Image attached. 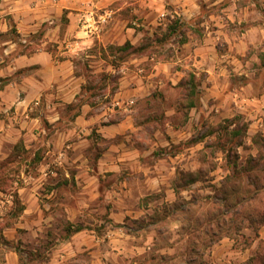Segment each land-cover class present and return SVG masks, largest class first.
<instances>
[{
	"label": "rangeland",
	"instance_id": "rangeland-1",
	"mask_svg": "<svg viewBox=\"0 0 264 264\" xmlns=\"http://www.w3.org/2000/svg\"><path fill=\"white\" fill-rule=\"evenodd\" d=\"M169 23L164 19L154 24L152 34L142 35L136 45L127 41L132 48L120 49L126 41L108 46L102 53L103 68L88 71L85 91L99 110L113 109L114 115L104 122L134 109L142 116L150 114L147 129L141 132L146 138L140 139L143 143L138 147L144 163L156 164L170 176L173 198L165 199L162 185L160 191L134 204L146 205L144 214L114 222L106 189L115 182L108 172L99 182H92L88 192L83 187L87 182L82 186L75 179L78 163L85 166L80 155L96 159L94 146L100 138L68 148V163L54 166L49 155L42 158L46 154L41 148L34 153L33 146L16 145L0 159V264H143L154 256H159L155 264H264V104L259 101L264 68L260 54H246L242 75L235 70L229 75L231 88L251 85L242 107L239 96L229 108L218 111L209 102L199 103L206 85L189 93L192 87L177 81L182 77L176 72L181 68L178 64L166 69L169 75L163 72L160 78L150 79L148 97L133 98L130 105L127 101L115 105L113 100L120 82L147 76L154 59L179 55L178 38H165ZM139 56L149 59L136 63L134 58ZM188 74L183 78L186 82ZM190 100L197 101V111L190 112ZM125 106L127 111H123ZM169 110L174 112L166 115ZM91 167V173H96L95 165ZM74 224L85 228L67 234V227ZM152 225L161 234L156 245L145 242ZM159 246L165 252L159 253Z\"/></svg>",
	"mask_w": 264,
	"mask_h": 264
},
{
	"label": "crops",
	"instance_id": "crops-1",
	"mask_svg": "<svg viewBox=\"0 0 264 264\" xmlns=\"http://www.w3.org/2000/svg\"><path fill=\"white\" fill-rule=\"evenodd\" d=\"M164 19L171 23L165 26V38H178L179 55L154 59L147 76L120 82L113 100L122 104L148 97V86L153 84L150 79L160 78L163 72L169 75L166 69L178 64L181 68L176 72L182 74L178 83L190 68L197 89L206 85L199 103L209 102L215 111L229 108L238 96L240 107L247 103L248 98L243 97L251 93V85L231 88L229 75L233 70L242 75L245 56L250 53L260 54L264 68V0H0V159L16 145L33 146L34 153L40 148L45 152L42 158L49 155L52 166L62 165L68 163V148L100 138L94 146L96 159L80 155L85 166L78 163L75 179L82 186L87 182L83 187L88 192L92 182H99L108 172L115 182L106 189L113 203L110 216L114 222L144 214L146 205L134 204L160 191L162 185L165 199L171 200L175 189L168 183L170 176L156 164L144 163L138 147L143 143L140 139L146 138L141 132L147 129L150 114L142 116L134 109L104 122L114 115L113 109L99 110L85 91L88 71L103 68L102 53L108 46L125 41L136 45ZM145 59L149 58L139 56L134 61ZM201 71L202 83L198 77ZM171 79L175 84V78ZM197 101L190 112L197 111ZM259 101L264 104V91ZM75 136L80 139L72 140ZM92 164L96 173H91ZM125 169L130 171L125 173ZM155 228L152 225L146 234V243L157 244L161 234ZM165 249L159 246L157 251ZM154 257L143 264H155L159 256Z\"/></svg>",
	"mask_w": 264,
	"mask_h": 264
},
{
	"label": "trees",
	"instance_id": "trees-1",
	"mask_svg": "<svg viewBox=\"0 0 264 264\" xmlns=\"http://www.w3.org/2000/svg\"><path fill=\"white\" fill-rule=\"evenodd\" d=\"M173 28H175V26H170V29L173 30ZM129 46L127 48H132L133 46L131 44H129V42H125L123 44V46H120V49H125L126 46ZM143 48V46H140V48ZM139 48V47H138ZM137 49V48H135ZM179 84H185V85H189L191 88L189 93H197V84H196V78L195 75L193 73H189L188 74V80L187 82L185 80H182ZM189 106V108L193 107L196 105V102L194 100H190L187 104ZM85 227L82 224H74V225H70L69 227H67L66 232L67 234H71V233H75L78 231L83 230Z\"/></svg>",
	"mask_w": 264,
	"mask_h": 264
},
{
	"label": "built area",
	"instance_id": "built-area-1",
	"mask_svg": "<svg viewBox=\"0 0 264 264\" xmlns=\"http://www.w3.org/2000/svg\"><path fill=\"white\" fill-rule=\"evenodd\" d=\"M133 103H134V99L131 98V99L127 100V105H130V104H133ZM115 105H120V104L118 102H115ZM123 110L127 111L128 110L127 106H125V108ZM49 172L53 173V170L50 169Z\"/></svg>",
	"mask_w": 264,
	"mask_h": 264
}]
</instances>
